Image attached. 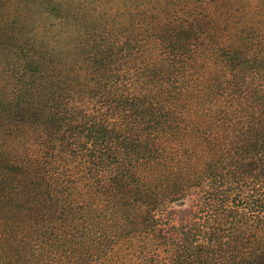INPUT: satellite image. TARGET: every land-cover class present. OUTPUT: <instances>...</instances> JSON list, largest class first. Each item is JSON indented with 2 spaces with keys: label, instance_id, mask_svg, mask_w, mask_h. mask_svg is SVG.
Wrapping results in <instances>:
<instances>
[{
  "label": "trees",
  "instance_id": "trees-1",
  "mask_svg": "<svg viewBox=\"0 0 264 264\" xmlns=\"http://www.w3.org/2000/svg\"><path fill=\"white\" fill-rule=\"evenodd\" d=\"M0 264H264V0H0Z\"/></svg>",
  "mask_w": 264,
  "mask_h": 264
},
{
  "label": "rangeland",
  "instance_id": "rangeland-1",
  "mask_svg": "<svg viewBox=\"0 0 264 264\" xmlns=\"http://www.w3.org/2000/svg\"><path fill=\"white\" fill-rule=\"evenodd\" d=\"M38 21L41 22V18L38 19ZM23 28H24L23 31H24L25 33H28V29H29V28L26 26L25 23H24V25H23Z\"/></svg>",
  "mask_w": 264,
  "mask_h": 264
}]
</instances>
